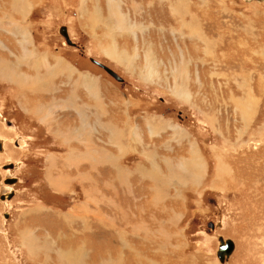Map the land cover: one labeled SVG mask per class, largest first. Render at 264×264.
<instances>
[{"label": "rangeland", "instance_id": "rangeland-1", "mask_svg": "<svg viewBox=\"0 0 264 264\" xmlns=\"http://www.w3.org/2000/svg\"><path fill=\"white\" fill-rule=\"evenodd\" d=\"M113 1L0 0V264H264V0Z\"/></svg>", "mask_w": 264, "mask_h": 264}, {"label": "water", "instance_id": "water-1", "mask_svg": "<svg viewBox=\"0 0 264 264\" xmlns=\"http://www.w3.org/2000/svg\"><path fill=\"white\" fill-rule=\"evenodd\" d=\"M58 33L63 37L64 42L67 46L71 47V48H77L76 44L73 43L68 35H67V31L65 28H60L58 30ZM91 63L94 64L95 66L101 68L102 70H104V72H106V74H108L111 78L121 82L122 79L112 70H110L109 68H107L106 66H104L103 64L95 61V60H91ZM7 125L10 126L9 122H7ZM12 166H15L13 164H9L7 166L8 169H12ZM6 168V167H4ZM16 183L15 179H9V180H3V185H7V186H12ZM13 192L10 191L6 194H3L2 196H0V201H4V200H10L11 197L13 196ZM6 218V216H4ZM212 228V227H211ZM216 242H217V248H216V252H215V258L218 261L219 264H226L228 262L229 257L231 256V254L233 253L234 250V243L229 240V239H224L223 237H217L216 238Z\"/></svg>", "mask_w": 264, "mask_h": 264}, {"label": "bare ground", "instance_id": "bare-ground-1", "mask_svg": "<svg viewBox=\"0 0 264 264\" xmlns=\"http://www.w3.org/2000/svg\"><path fill=\"white\" fill-rule=\"evenodd\" d=\"M114 8H117V4H116V2L115 1H113V0H111L110 2H109V0H108V7H107V14H108V17L110 18V20H112V21H116L117 20V18H121V20H124V19H122V16L120 15V13L118 12V10H116V9H114ZM89 17L90 18H96V17H94V15H92V14H90L89 15ZM8 20V19H7ZM7 22V21H6ZM203 22V21H202ZM123 23V22H122ZM8 26H9V28H10V30L11 31H13L14 29L13 28H15V23H14V21L10 18V20H9V23L7 24ZM6 28V27H5ZM7 29V28H6ZM8 32V31H7ZM10 32V31H9ZM25 46H28L27 44H25ZM6 49V48H5ZM31 55H32V53H31ZM23 56H18V57H15V61H14V63L16 64V65H18L19 64V61H21V58H22ZM38 57V56H37ZM5 58V57H4ZM36 58H34V60L31 58V60L28 62V63H26V64H23L25 67H28V68H36V67H38V66H40L42 63H41V61H39L38 62V60H35ZM7 60H9V59H7ZM19 60V61H18ZM4 62V64L2 65L3 66V69H0V73L1 72H5V73H14V70H13V61H12V63L10 64H7V62H5V61H3ZM26 65H28V66H26ZM22 79L25 81V83H27V82H29V78L26 76V75H24L23 77H22ZM32 81H33V84H34V86H33V89H35V90H33L34 92L35 91H38V90H41L42 89V86L44 85V81L43 80H41V79H38L37 77H35L34 78V80L32 79ZM24 83V84H25ZM25 87V86H24ZM45 87V86H44ZM30 88H31V86H30ZM29 88V89H30ZM33 92V93H34ZM36 94V93H35ZM240 112V111H239ZM111 135V134H110ZM15 166H12V169L13 170H16L17 168H18V166L19 165H17V163H13ZM1 169L3 170V171H6V170H8V171H10L7 167L6 168H2L1 167ZM12 170V171H13ZM5 178H8V177H4L3 179H5ZM3 179L1 180V178H0V183H1V185L2 186H4V187H7V188H9V190L8 191H6V192H3V193H1L0 195H2V194H6V193H8L10 190H12L11 189V187L12 186H5V185H3ZM54 187L55 188H57L58 186L56 185V184H54ZM14 189V188H13ZM10 200H4V201H0V202H4V203H6V202H9ZM31 232V231H30ZM30 235V234H29ZM217 243V242H216ZM234 249H235V246H234ZM31 251V250H30ZM234 251V250H233ZM232 255V254H231ZM230 258V257H229ZM229 260V259H228Z\"/></svg>", "mask_w": 264, "mask_h": 264}, {"label": "crops", "instance_id": "crops-1", "mask_svg": "<svg viewBox=\"0 0 264 264\" xmlns=\"http://www.w3.org/2000/svg\"><path fill=\"white\" fill-rule=\"evenodd\" d=\"M13 35H14V33H13ZM27 99H29L28 97H27ZM22 100H23V97H22ZM49 100L50 99H48L47 100V102H44V103H47V104H49L48 102H49ZM43 103V104H44ZM123 128V127H122ZM121 128V129H122ZM111 153H113V150H112V152ZM116 153H120V152H118L117 150H116ZM108 168V167H107ZM122 168V167H121ZM109 169V168H108ZM125 169V168H124ZM127 170V169H126ZM110 171V170H109ZM116 178L117 177H115V172H114V170H112L110 173H109V175H108V177L105 179V180H116ZM124 178V180H129V173L128 174H126L125 175V177H123ZM123 180V179H122ZM110 182V181H109ZM112 184V183H111Z\"/></svg>", "mask_w": 264, "mask_h": 264}, {"label": "flooded vegetation", "instance_id": "flooded-vegetation-1", "mask_svg": "<svg viewBox=\"0 0 264 264\" xmlns=\"http://www.w3.org/2000/svg\"><path fill=\"white\" fill-rule=\"evenodd\" d=\"M0 113H1V112H0ZM4 120H5V119H4L3 117L0 116V121H1L2 124H4ZM5 121H6V120H5ZM9 124H10V128H13V127H14L13 124H12V125H11V123H9ZM14 128H15V127H14ZM13 144H14V146H15L16 149H19V148H18V143H17V141H14ZM0 148H1V144H0ZM6 167H7V166H6ZM9 170H11V169H9Z\"/></svg>", "mask_w": 264, "mask_h": 264}]
</instances>
